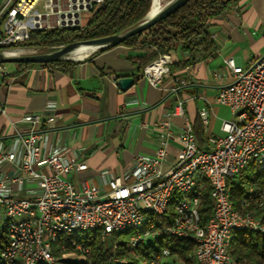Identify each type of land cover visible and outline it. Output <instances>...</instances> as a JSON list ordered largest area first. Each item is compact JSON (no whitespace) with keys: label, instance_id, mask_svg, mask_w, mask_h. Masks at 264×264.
<instances>
[{"label":"built area","instance_id":"1","mask_svg":"<svg viewBox=\"0 0 264 264\" xmlns=\"http://www.w3.org/2000/svg\"><path fill=\"white\" fill-rule=\"evenodd\" d=\"M40 1L6 0L0 4V49L24 50L31 32L36 29L80 26L81 12L90 10L87 6L92 10L105 0H45L44 10L39 11L37 5ZM76 13L79 15L76 16ZM78 18L80 24L77 25ZM36 49L44 48L39 46ZM169 64L170 56L162 54L144 67L142 75L155 87L164 79L171 80L172 90L178 91L186 81L178 76L172 77ZM4 65L0 64V70ZM226 66L232 69L233 81L221 88L216 97V102L227 106L232 115L231 119L221 121L223 135H208L206 145L201 147L186 113L185 100L179 98L173 108L166 112L163 125L169 127L174 119H179L182 122L180 132L174 134L168 130L163 133L154 156L136 154L128 172L113 175L106 185L86 181L76 184L68 176L74 171L86 170L88 164L79 158L67 156L62 149L54 148L49 152L43 149L40 144L42 132L37 127L55 124V113H25L21 121L29 125L28 131H18L8 145L0 148V218L2 214H14L21 219L20 227L7 228L8 264H13L12 253L19 252L21 246L18 232L30 230L24 213L33 214L34 222H37V230L33 231L40 237V244L34 245V250H39V257H32L31 254L29 263L33 264L38 259L52 260L47 253V229H55V237H61L65 235L62 234V227L93 225V221H101L109 239L118 228L128 227V220L139 217L141 206H154L156 212L164 209L166 194H179L184 187L200 185L201 181L190 180V169L193 167L210 168L216 176L213 204L216 216L209 219L211 233L193 238L199 240V247L194 249L195 261L197 264H231L227 257H223V241H227L230 223L251 222V229H261L264 233L260 218L254 221H247L241 216L240 219H231L228 203L223 202V187L228 186L232 164L240 163L241 170L248 154L264 157V55L252 60L247 67L229 58ZM209 114L206 106L199 110L206 128L210 124ZM171 139H177L181 147L175 163L164 170L167 145ZM124 191H131V199H124ZM196 198H201L198 191ZM254 198L256 196L252 193L246 201ZM54 205H63V213H53ZM180 209L190 210L194 206H187L186 197H182ZM153 228L145 229L144 235L131 237V249L135 250L136 239L156 238L165 230L178 233L180 225L165 226L159 230ZM84 253H88L86 248ZM163 254H170V251L163 250ZM68 256L66 250V257L62 259ZM53 262L57 264V261ZM147 262L155 264L154 261ZM238 264L241 262L238 261Z\"/></svg>","mask_w":264,"mask_h":264},{"label":"crops","instance_id":"2","mask_svg":"<svg viewBox=\"0 0 264 264\" xmlns=\"http://www.w3.org/2000/svg\"><path fill=\"white\" fill-rule=\"evenodd\" d=\"M209 32L214 49L201 53L195 65L174 69L172 63L188 55L180 51L168 54L171 76L186 81L178 91L172 90L171 80L164 79L155 87L143 77L144 67L138 59L151 56L154 45L120 44L65 65L5 64L0 70V148L18 131H28L29 125L21 121L25 113H55V124L37 127L42 132L43 149L59 148L88 164L86 170L68 176L76 184L106 185L113 175L128 172L136 154L154 156L163 133L180 132L179 119L169 127L163 125L166 112L179 98L185 100L193 126L201 120L199 110L204 106L209 109L210 124L207 128L203 125L205 139L210 134L223 135L220 122L229 118L221 114V106L231 112L218 104L216 97L233 81L226 60L234 58L247 67L264 55V0H240L212 18ZM121 77L134 78V84L122 89L118 85ZM180 147L177 139L169 140L164 170L175 163Z\"/></svg>","mask_w":264,"mask_h":264},{"label":"trees","instance_id":"3","mask_svg":"<svg viewBox=\"0 0 264 264\" xmlns=\"http://www.w3.org/2000/svg\"><path fill=\"white\" fill-rule=\"evenodd\" d=\"M240 0H197L179 13L156 23L150 29L128 38L123 43L128 46L154 45L155 51L149 57H140V67H146L148 62L158 59L161 54H173L180 51L188 57L180 62H173L174 69H180L197 63L198 54L214 49V41L209 32L210 21L216 15L228 10ZM152 0H105L93 8L92 15L84 28L79 26L63 27L50 30H33L29 41L24 45L25 50L38 46L60 47L86 38H95L112 33L143 19L151 8ZM30 66L31 64H19ZM144 69V68H143ZM201 147L206 145V139L201 120L194 126ZM262 176V175H261ZM247 175L243 173L229 179L228 186L231 200L240 209L239 199L245 192ZM246 181V182H245ZM210 184L206 178L201 180L198 192L201 196L200 212L203 222L213 213V201L210 196ZM181 198L175 193L164 214L146 213L149 221L143 230L154 223L152 230L163 229L172 225L175 217V202ZM134 231L113 232L108 240H104L99 229L77 231L71 236L62 235L60 242L68 252H75L73 242L89 248L85 259L78 261L65 259L64 264H141L140 260L154 261L155 264H197L194 258L195 244L182 237H177L169 231H164L154 239H145L135 247L139 259L129 255L130 238ZM8 232L5 226L0 228V252L8 243ZM117 247L114 249L113 244ZM164 248L169 249L170 255L163 254ZM56 255L62 251L57 246ZM231 256L235 261L244 264H264V235L257 231H235L230 247ZM173 257L172 261L168 259ZM115 258H125V262H116ZM0 264L2 260L0 258ZM40 264H46L44 262Z\"/></svg>","mask_w":264,"mask_h":264},{"label":"bare ground","instance_id":"4","mask_svg":"<svg viewBox=\"0 0 264 264\" xmlns=\"http://www.w3.org/2000/svg\"><path fill=\"white\" fill-rule=\"evenodd\" d=\"M163 5V0H154L153 11L160 9ZM104 47V43L94 44L88 53H93ZM250 169L248 174L247 183L248 186L240 197V209L236 208L231 200V193L229 186L223 187V202L228 203V210H230L231 219H240V216L247 221H254V219L260 218V225L264 226V190H263V180H264V157H256V154H248L247 160L242 164L240 170V163H233L231 166L230 179L236 178L237 176L243 175L247 170ZM262 175V176H261ZM203 178H206L210 184V196L215 204V187H216V176H214L210 168L204 167H193L190 169V180L191 181H201ZM199 184H191L189 187H184V189L179 190V198L175 204V217L172 225H180L178 228V233H171L177 237L187 238L191 240L195 247H199V240L193 238H200L201 235L211 233V226H209V219H215L216 216V207H213V213L209 219L203 222V217L200 212L201 198L195 199V194L198 191ZM254 193V200L246 201V198ZM174 194H166L164 198V209L156 210L154 212V206H141L139 208V217H135L133 220H128V227H120L115 232H128L134 231L133 236L144 235L145 230H143L144 225L149 221V215L146 213H155V214H164L167 212L169 203ZM182 197H186L187 206H194V209L181 211L180 205H182ZM124 199H131V191H124ZM259 212V213H258ZM53 213H63V205H54ZM24 220L26 224H30V230H25L24 232H18V239L20 242L19 252L12 253L13 264H30L29 257L32 254V257H39V250H34V245L40 244V237L37 232V222H34V216L32 213H24ZM5 226L9 227H20L21 219H17L14 214H2L0 218V228ZM154 227V223H150V227ZM147 228V229H148ZM93 229H99L101 236L104 240H108V233L104 230V227L101 225V221H93V225H78L74 227H62V234L67 236L73 235L77 231H89ZM238 230H249L257 231L264 235L263 230L261 229H251V222H236L230 223V229H228L227 241H223V257H227V260L231 264H238V261H235L230 253L231 241L235 231ZM162 233H159V236ZM131 239V238H130ZM154 239V238H151ZM142 240L145 239H136V246ZM46 242H47V253L52 257L53 261H57V264H64L62 257H66V250L63 248L60 237H55V229H47L46 232ZM75 246V252H69V256L66 259L78 261L80 259H85L87 253H84V248L88 250V247H84L82 244L73 242ZM60 248L62 251L61 256L56 255L54 252L55 247ZM82 247V248H78ZM117 244H113L115 249ZM167 250V248H164ZM169 250V249H168ZM129 255L131 257L139 259L138 254L135 250H129ZM169 256L170 254H164ZM0 258L2 264H8V254L6 246L0 252ZM195 258V250H194ZM49 259H38L34 261L33 264H40L42 262L46 264H54V262ZM116 262H125L124 258H115ZM141 264H148L147 260H140ZM241 264H244L241 262Z\"/></svg>","mask_w":264,"mask_h":264},{"label":"water","instance_id":"5","mask_svg":"<svg viewBox=\"0 0 264 264\" xmlns=\"http://www.w3.org/2000/svg\"><path fill=\"white\" fill-rule=\"evenodd\" d=\"M195 1L197 0H168L160 9L153 11L154 0H152L151 8L143 19L112 33L95 38L82 39L60 47L24 49L21 51L0 49V64L15 63L47 66L78 62L92 56L96 52L120 45L128 38L138 35L150 29L156 23L179 13ZM87 8L91 10L90 6H87ZM78 15L79 13H76V16ZM76 24H80L79 18L76 20ZM96 43H104V47L96 52L88 53L90 48ZM133 84L134 78L132 77H121L118 79V85L124 90Z\"/></svg>","mask_w":264,"mask_h":264},{"label":"rangeland","instance_id":"6","mask_svg":"<svg viewBox=\"0 0 264 264\" xmlns=\"http://www.w3.org/2000/svg\"><path fill=\"white\" fill-rule=\"evenodd\" d=\"M166 1H168V0H164V3L166 2ZM44 2H45V0H41L39 3H38V5H37V9L39 10V11H43L44 10ZM163 3V4H164ZM91 15H92V11L91 10H83L82 12H81V25L79 26V27H81V28H84L86 25H87V23H88V21H89V19H90V17H91ZM39 47V46H38ZM41 47L42 48H45V46H42L41 45ZM46 48H49L48 46H46ZM32 49H36V48H32ZM221 114H223V115H226V117L227 118H229V119H231V114H229V111H228V109L226 108V107H224V106H221ZM219 122H220V120H217V122H216V126H218V124H219ZM221 123V122H220ZM250 173V169L249 170H247L246 171V175H247V177H248V174ZM66 177V176H65ZM239 177L240 176H237L236 177V180L237 179H239ZM246 182V181H245ZM248 182V181H247ZM246 182V186H245V190H246V188H247V186H248V183ZM262 201L264 202V198L262 199ZM259 213V212H258ZM125 259V258H124ZM173 260V257H171L170 256V258L168 259V261H172Z\"/></svg>","mask_w":264,"mask_h":264}]
</instances>
